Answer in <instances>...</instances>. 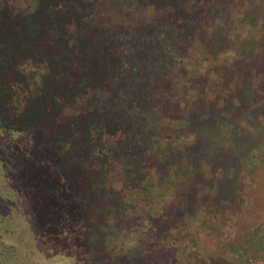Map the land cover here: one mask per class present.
Segmentation results:
<instances>
[{
	"label": "trees",
	"instance_id": "16d2710c",
	"mask_svg": "<svg viewBox=\"0 0 264 264\" xmlns=\"http://www.w3.org/2000/svg\"><path fill=\"white\" fill-rule=\"evenodd\" d=\"M225 7L231 13L233 1L0 0V183L27 182V197L14 198L21 204L0 185V223L15 212L27 218L11 231L27 223V241L6 237L0 264H10L1 250H27V264H169L172 246L156 252L151 231L168 233L178 249L180 232L170 229L189 192L175 195L171 211L150 212L148 231L129 232L145 215L136 212L145 202L135 186L152 184L172 159L147 146L160 130L135 115L145 111L152 124L169 115L174 88L189 87L197 73L184 58L206 50L211 19ZM251 65L239 66L243 81H254ZM263 90H238L227 112L211 96L183 110L180 126L196 137L194 168L218 150L230 165L231 153L211 147L206 131L217 114L243 120L264 111ZM258 96L261 104L245 109ZM234 135L236 146L247 141ZM255 193L264 199V163Z\"/></svg>",
	"mask_w": 264,
	"mask_h": 264
},
{
	"label": "rangeland",
	"instance_id": "374dc122",
	"mask_svg": "<svg viewBox=\"0 0 264 264\" xmlns=\"http://www.w3.org/2000/svg\"><path fill=\"white\" fill-rule=\"evenodd\" d=\"M231 1L234 5L231 13L226 7L214 13L210 26L214 25L216 31L208 35L206 50L195 48L191 56L184 58L189 66L197 68V73L189 87L174 88L173 100L170 105L166 104L168 112L165 115H169L156 117L155 124L151 123L152 116L145 111L135 115V119L147 118L144 122L160 130L147 138V146L160 157L172 159L163 174L153 176L152 184L140 181L135 186L145 202V209H137L136 212H144L145 215L139 217L138 227H128L129 232L142 234L148 231L151 228L150 212L171 211L175 195L189 192L190 203L183 202L178 212L181 217L170 229L180 232L175 234L179 238L175 243L178 249L173 247L176 241L168 233L155 231L154 226L151 231L150 238L157 246L156 252L163 251L165 254L168 251L165 247L172 246L169 250L171 258L168 254L169 264H264V199L258 201L256 193L251 196V189L253 185L256 187V179L264 163L261 96L243 101L245 109L260 105L257 113L249 114L243 120L244 116L224 117L217 114V125L210 126L206 131L205 138L212 142L211 147L217 146L231 153L230 165H226L225 160L221 162L222 154L218 150L215 161L209 163L205 159L201 167L194 168L190 154L196 137L193 132L185 131L183 125L180 126L183 110L198 105L208 96L213 102L224 101L219 109L227 106V112L233 106L232 100L237 97L238 90L246 96L251 85L264 89V0ZM248 63L252 64L254 81L252 78L243 81L237 72L239 66ZM241 83L242 89L239 87ZM235 128L237 134L247 139L241 146H236ZM233 152L238 155L234 159ZM119 180L122 183L123 177ZM0 185L5 187L4 194H10L13 200L22 191L27 197V182L17 180L13 183L6 179ZM21 198L14 201L24 203L25 199ZM22 210L25 211L24 208ZM18 214L21 215L15 212L14 217L0 223V243L9 236L13 239L25 237L27 241V223L16 224L11 233L15 220H27ZM123 232L126 235L127 228ZM25 246L27 248V244ZM1 252L9 258L10 264H27V250L26 253L24 250L19 253L10 250Z\"/></svg>",
	"mask_w": 264,
	"mask_h": 264
}]
</instances>
